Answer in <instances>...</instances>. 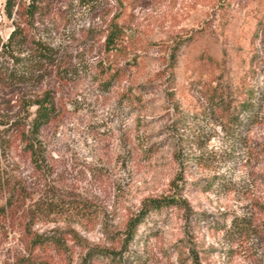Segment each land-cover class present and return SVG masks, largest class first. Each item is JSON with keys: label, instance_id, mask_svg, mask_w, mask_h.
Returning a JSON list of instances; mask_svg holds the SVG:
<instances>
[{"label": "rangeland", "instance_id": "1", "mask_svg": "<svg viewBox=\"0 0 264 264\" xmlns=\"http://www.w3.org/2000/svg\"><path fill=\"white\" fill-rule=\"evenodd\" d=\"M28 1L7 18L0 0L2 43L25 34L0 43L17 74L0 82V264H264V0H39L31 18ZM46 93L34 162L19 133ZM163 198L180 205L127 238Z\"/></svg>", "mask_w": 264, "mask_h": 264}, {"label": "trees", "instance_id": "2", "mask_svg": "<svg viewBox=\"0 0 264 264\" xmlns=\"http://www.w3.org/2000/svg\"><path fill=\"white\" fill-rule=\"evenodd\" d=\"M19 7V6H18ZM21 7V6H20ZM15 8L14 0H4L3 2V10L7 18H11L13 10ZM39 10V0H29L27 5L19 9L20 16H28L29 18L33 17V15ZM261 21L259 25H261ZM121 31L118 27L117 23L112 21L108 26V32L106 37V47L114 48L117 45L118 39L120 37ZM24 29L21 26V23H15L14 28L8 36L6 42L0 40L1 47L3 51H8L9 47L11 48L13 43H18L19 45L20 40L24 37ZM36 57H38V62L40 61H47L48 54L46 52L41 51L40 49H35ZM172 61L175 60V51L171 54ZM12 57V56H11ZM19 59L13 57L14 63L17 62ZM37 61L34 60V63L37 64ZM29 64L26 65H30ZM25 65V64H24ZM31 67V66H28ZM15 72L14 69H8V66L0 63V82L6 83L14 77ZM214 95V94H213ZM252 95L248 94L247 98L243 100L239 110V116L236 117L235 120L232 121L233 125H240L242 123L239 119L240 116L244 117L245 120H250L254 115L255 107L251 103L250 98ZM34 107L33 113L27 117L29 119L28 122V129L26 132L22 131L19 133L21 141L24 142L25 149L29 152L31 159L35 162V160L39 157V149L41 142L39 140V134L42 127L50 123L53 118L55 117V105L50 98L49 94H44L41 98H36L32 101L27 102V109ZM211 184L207 186V189H210ZM180 205V201L175 200L173 198H163V199H153L146 203H144L140 215H138L135 219L131 220L128 224V234L127 238H132L134 232L136 231L137 227L143 222L146 215L150 212L159 211L162 208L170 207V206H178ZM31 247H42L47 245H54L60 246L61 241L59 238L55 236H49L45 234H35L31 237L30 240ZM90 255L87 256V258Z\"/></svg>", "mask_w": 264, "mask_h": 264}, {"label": "built area", "instance_id": "3", "mask_svg": "<svg viewBox=\"0 0 264 264\" xmlns=\"http://www.w3.org/2000/svg\"><path fill=\"white\" fill-rule=\"evenodd\" d=\"M2 3V2H1ZM0 6H1V4H0Z\"/></svg>", "mask_w": 264, "mask_h": 264}]
</instances>
